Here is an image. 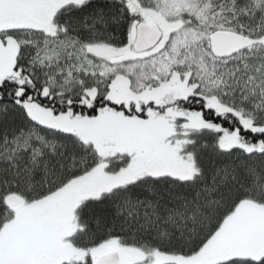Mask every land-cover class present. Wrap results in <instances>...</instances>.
<instances>
[{
    "label": "snow or ice",
    "instance_id": "snow-or-ice-1",
    "mask_svg": "<svg viewBox=\"0 0 264 264\" xmlns=\"http://www.w3.org/2000/svg\"><path fill=\"white\" fill-rule=\"evenodd\" d=\"M0 264H264V0H0Z\"/></svg>",
    "mask_w": 264,
    "mask_h": 264
}]
</instances>
